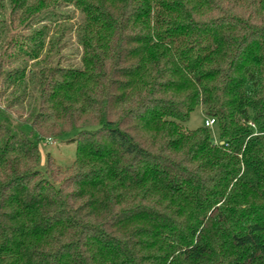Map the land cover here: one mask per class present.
I'll list each match as a JSON object with an SVG mask.
<instances>
[{"label": "trees", "instance_id": "1", "mask_svg": "<svg viewBox=\"0 0 264 264\" xmlns=\"http://www.w3.org/2000/svg\"><path fill=\"white\" fill-rule=\"evenodd\" d=\"M0 264H264V0H0Z\"/></svg>", "mask_w": 264, "mask_h": 264}, {"label": "rangeland", "instance_id": "2", "mask_svg": "<svg viewBox=\"0 0 264 264\" xmlns=\"http://www.w3.org/2000/svg\"><path fill=\"white\" fill-rule=\"evenodd\" d=\"M47 7L52 11H56V15L58 17H55V19L59 21L65 20L64 18H70L69 23H66L68 24V26L64 27L67 29V32L64 35V39L60 43V55L63 58L61 62L65 65H74L75 67H80L82 49L77 41L76 33L74 32L75 26L79 22L81 17L80 12L76 10L72 5H68L66 3H60L54 9H52V5H48ZM35 23L36 22H33L32 26H34L33 29L37 30L40 29L43 25L49 23V20L44 21L40 25H34ZM70 25L73 26V31L69 30ZM29 32L30 31H26L25 34L28 35ZM12 91L13 89L10 90V93ZM14 117H17V115L14 114ZM206 119L207 118L202 113L201 107H197L191 114L190 119L184 124V126L191 131L198 128H203ZM25 130L28 132L29 127H25ZM209 133L212 141H214L215 143H220L219 128L217 125L209 128ZM75 137L76 132H71L60 139H54L52 142H42L40 144L42 159L44 160L47 155H50L62 168L69 167L74 162L76 156L77 143L74 141ZM41 170H43V166H41Z\"/></svg>", "mask_w": 264, "mask_h": 264}, {"label": "built area", "instance_id": "3", "mask_svg": "<svg viewBox=\"0 0 264 264\" xmlns=\"http://www.w3.org/2000/svg\"><path fill=\"white\" fill-rule=\"evenodd\" d=\"M216 124V120L213 118H207L205 120L204 126L207 128H211L212 126H214ZM48 142H52V141H48Z\"/></svg>", "mask_w": 264, "mask_h": 264}, {"label": "water", "instance_id": "4", "mask_svg": "<svg viewBox=\"0 0 264 264\" xmlns=\"http://www.w3.org/2000/svg\"><path fill=\"white\" fill-rule=\"evenodd\" d=\"M222 144V143H221Z\"/></svg>", "mask_w": 264, "mask_h": 264}]
</instances>
